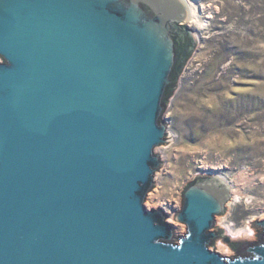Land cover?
Returning a JSON list of instances; mask_svg holds the SVG:
<instances>
[{"label": "water", "instance_id": "1", "mask_svg": "<svg viewBox=\"0 0 264 264\" xmlns=\"http://www.w3.org/2000/svg\"><path fill=\"white\" fill-rule=\"evenodd\" d=\"M178 0H0V264H264V220L214 252L230 191L196 178L175 221L145 201L165 104L196 41ZM180 40V41H179Z\"/></svg>", "mask_w": 264, "mask_h": 264}, {"label": "rangeland", "instance_id": "2", "mask_svg": "<svg viewBox=\"0 0 264 264\" xmlns=\"http://www.w3.org/2000/svg\"><path fill=\"white\" fill-rule=\"evenodd\" d=\"M184 1L196 47L164 103L171 141L155 149L163 165L144 206L163 211L181 238L185 188L196 178L236 182L242 196L229 207L230 193L215 224L225 234L214 252L231 259L264 220V0Z\"/></svg>", "mask_w": 264, "mask_h": 264}, {"label": "bare ground", "instance_id": "3", "mask_svg": "<svg viewBox=\"0 0 264 264\" xmlns=\"http://www.w3.org/2000/svg\"><path fill=\"white\" fill-rule=\"evenodd\" d=\"M179 2H181L183 5H184V3H185V1L184 0H178ZM187 1V0H186ZM186 8V7H185ZM187 9V8H186ZM187 12H189V11H187ZM190 18L192 17V19H197V16L195 15L196 14V12H195V9L194 8H192L191 9V7H190ZM188 16H189V14H188ZM188 19V18H187ZM200 25H201V23H200ZM218 180H220L223 184H225L226 186H227V188L229 189V191H230V193H232V195L231 196H234L233 197V200L231 201V203L229 204V207L236 201V200H238L239 198H241L240 196H242V191H241V189L238 187V184H235V183H231V184H229V183H227L224 179H218ZM152 199V198H151ZM219 221H223L221 218L219 219ZM220 250H224V248H222V247H220Z\"/></svg>", "mask_w": 264, "mask_h": 264}, {"label": "flooded vegetation", "instance_id": "4", "mask_svg": "<svg viewBox=\"0 0 264 264\" xmlns=\"http://www.w3.org/2000/svg\"><path fill=\"white\" fill-rule=\"evenodd\" d=\"M227 241H229V239H227ZM257 242H259V240H257L256 242H253V243H241V244H235V245H232V246H233V248L237 249V251H238L239 248L245 247V246H247L249 244H255Z\"/></svg>", "mask_w": 264, "mask_h": 264}]
</instances>
